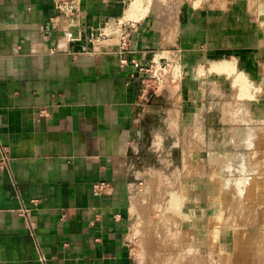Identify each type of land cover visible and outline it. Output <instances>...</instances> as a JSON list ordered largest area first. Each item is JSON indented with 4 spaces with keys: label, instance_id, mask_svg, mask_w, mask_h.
<instances>
[{
    "label": "crops",
    "instance_id": "1",
    "mask_svg": "<svg viewBox=\"0 0 264 264\" xmlns=\"http://www.w3.org/2000/svg\"><path fill=\"white\" fill-rule=\"evenodd\" d=\"M75 5L0 0V264H134L144 154L187 153L150 128L194 126L240 80L264 94V0ZM160 57L182 78L145 96Z\"/></svg>",
    "mask_w": 264,
    "mask_h": 264
},
{
    "label": "rangeland",
    "instance_id": "2",
    "mask_svg": "<svg viewBox=\"0 0 264 264\" xmlns=\"http://www.w3.org/2000/svg\"><path fill=\"white\" fill-rule=\"evenodd\" d=\"M132 1L157 8L163 0ZM244 81L222 90L194 126L150 128L157 139L172 136L158 140L156 152L179 150L182 137L187 153L144 154L148 175L134 194V264H264V94Z\"/></svg>",
    "mask_w": 264,
    "mask_h": 264
},
{
    "label": "built area",
    "instance_id": "3",
    "mask_svg": "<svg viewBox=\"0 0 264 264\" xmlns=\"http://www.w3.org/2000/svg\"><path fill=\"white\" fill-rule=\"evenodd\" d=\"M58 9L65 15L70 16L76 9L75 0H57ZM130 30L122 33V44L125 48L129 45ZM143 75V93L145 96L156 95L159 91L166 89L169 85H176L182 78V67L176 58H155L149 66L141 68ZM102 189L103 187L100 186Z\"/></svg>",
    "mask_w": 264,
    "mask_h": 264
},
{
    "label": "bare ground",
    "instance_id": "4",
    "mask_svg": "<svg viewBox=\"0 0 264 264\" xmlns=\"http://www.w3.org/2000/svg\"><path fill=\"white\" fill-rule=\"evenodd\" d=\"M148 7H149V6H148ZM148 7H147V8H148ZM215 66H216V65H215ZM218 66H219V65H218ZM225 67H226V70H227V71H230V70L233 68L232 66H229V65H228V66H227V65H226V66H224V65H220L218 68H219V70H225ZM234 73H235V72H234ZM238 73H239V72H238ZM238 76H239V75H238ZM246 78H247V77H246ZM237 81H238V80H237ZM240 81H241V80H240ZM240 81H239V83H240ZM242 81H243V80H242ZM245 82H246V80L244 81V84H245ZM241 84H243V83H241ZM238 85H239V84H238ZM240 86H241V85H240ZM241 87H242V86H241ZM244 88H245V87H244ZM243 91H244V90H243ZM238 110H239V109H238ZM239 111H240V110H239ZM236 112H237V111H236ZM236 112H235V113H236ZM243 112H244V111H243ZM233 113H234V112H233ZM241 113H242V112H241ZM245 113H246V112H245ZM239 114H240V113H239ZM246 114H247V113H246ZM231 115H232V114H231ZM232 116H233V115H232ZM236 116H237V115H236ZM242 116H244L245 118L247 117V116H245V115H243V114H242ZM240 117H241V116H240ZM245 118H244V119H245ZM172 119H173V118H172ZM248 119H249V117H248ZM248 119H246V120H248ZM241 120H242V118H241ZM241 120H240V121H241ZM248 121H249V120H248ZM248 124H249V123H248ZM248 129H249V128H248ZM252 129H255V128H252ZM252 129H249V130H250V131H253ZM242 131H243V130H242ZM261 131H262V130H261ZM255 137H256V136H254L253 139H254ZM260 142H261V141H260ZM250 143H251V141H250ZM247 146H248V144H247ZM245 147H246V146H245ZM245 149H247V148H245ZM227 155H228V154H227ZM220 156H221V155H220ZM227 158H228V157H227ZM227 158H226V159H227ZM254 160H255V159H254ZM217 161H218V160H217ZM223 161H224V160H223ZM250 161H251V160H250ZM254 162H255V161H254ZM222 163H223V162H222ZM223 164H224V163H223ZM250 168H251V167H250ZM217 170H218V168H217ZM231 170H232V169H231ZM220 171H221V170H220ZM215 172H217V171L215 170ZM219 174H220V173H219ZM221 175H224V174H221ZM221 175H220V177H222ZM244 178H245V177H244ZM222 179H223V178H222ZM242 179H243V178H242ZM220 183H221V181H220ZM222 185H223V183H222ZM234 186H235V185H234ZM221 187H222V186H221ZM230 187H231V186H230ZM235 188H236V187H235ZM236 189H237V188H236ZM237 191H238V190H237ZM223 193H224V192H223Z\"/></svg>",
    "mask_w": 264,
    "mask_h": 264
}]
</instances>
